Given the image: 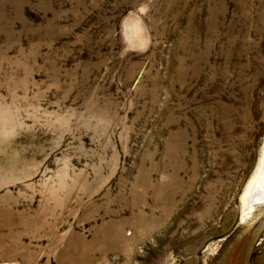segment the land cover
<instances>
[{
    "label": "rangeland",
    "instance_id": "374dc122",
    "mask_svg": "<svg viewBox=\"0 0 264 264\" xmlns=\"http://www.w3.org/2000/svg\"><path fill=\"white\" fill-rule=\"evenodd\" d=\"M263 154L264 0H0V264H264Z\"/></svg>",
    "mask_w": 264,
    "mask_h": 264
},
{
    "label": "bare ground",
    "instance_id": "6f19581e",
    "mask_svg": "<svg viewBox=\"0 0 264 264\" xmlns=\"http://www.w3.org/2000/svg\"><path fill=\"white\" fill-rule=\"evenodd\" d=\"M249 200L252 202H261V201L264 202V154L260 166L258 168V171L256 172L255 176L252 178L244 194L245 204ZM249 209H252V207L250 206ZM117 236L121 237V235H117Z\"/></svg>",
    "mask_w": 264,
    "mask_h": 264
}]
</instances>
